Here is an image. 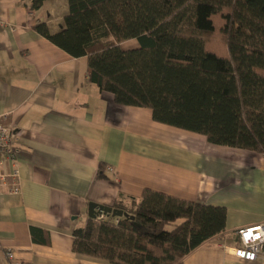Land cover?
Wrapping results in <instances>:
<instances>
[{
  "label": "crops",
  "instance_id": "0c3cea01",
  "mask_svg": "<svg viewBox=\"0 0 264 264\" xmlns=\"http://www.w3.org/2000/svg\"><path fill=\"white\" fill-rule=\"evenodd\" d=\"M30 4L0 0V117L19 147V191H0V264H9L6 249L31 264H107L73 251V229L89 218L90 202L128 205L145 188L226 208L225 231L183 264H264V255L233 252L239 228L264 223V154L156 122L148 107L118 105L89 80L85 57L35 30L46 22L59 32L68 0L37 11Z\"/></svg>",
  "mask_w": 264,
  "mask_h": 264
},
{
  "label": "trees",
  "instance_id": "16d2710c",
  "mask_svg": "<svg viewBox=\"0 0 264 264\" xmlns=\"http://www.w3.org/2000/svg\"><path fill=\"white\" fill-rule=\"evenodd\" d=\"M45 1L31 0V9ZM35 30L85 57L89 80L118 105L148 107L156 122L264 154V0H68L59 32L46 22ZM130 39L139 47L123 49ZM114 207L134 218H87L73 229L76 254L183 264L226 229L225 207L150 188Z\"/></svg>",
  "mask_w": 264,
  "mask_h": 264
},
{
  "label": "built area",
  "instance_id": "2783aa9c",
  "mask_svg": "<svg viewBox=\"0 0 264 264\" xmlns=\"http://www.w3.org/2000/svg\"><path fill=\"white\" fill-rule=\"evenodd\" d=\"M19 147L13 128L3 125L0 117V191L8 188L9 192L19 191ZM10 166V169L7 168ZM109 171H114L108 167ZM106 217H99L98 220ZM117 221V220H115ZM239 245L233 249L234 254L248 261H255L264 255V223L242 227L237 230ZM9 264H31L23 262L15 256V252L6 249Z\"/></svg>",
  "mask_w": 264,
  "mask_h": 264
},
{
  "label": "water",
  "instance_id": "95a60500",
  "mask_svg": "<svg viewBox=\"0 0 264 264\" xmlns=\"http://www.w3.org/2000/svg\"><path fill=\"white\" fill-rule=\"evenodd\" d=\"M103 216L134 218L133 215H130L127 211L121 208L90 202L88 209V217L98 219L99 217H103Z\"/></svg>",
  "mask_w": 264,
  "mask_h": 264
},
{
  "label": "rangeland",
  "instance_id": "374dc122",
  "mask_svg": "<svg viewBox=\"0 0 264 264\" xmlns=\"http://www.w3.org/2000/svg\"><path fill=\"white\" fill-rule=\"evenodd\" d=\"M124 44L127 46L129 43H124ZM172 227H173V225L172 224H169L168 227H167V229H170Z\"/></svg>",
  "mask_w": 264,
  "mask_h": 264
}]
</instances>
